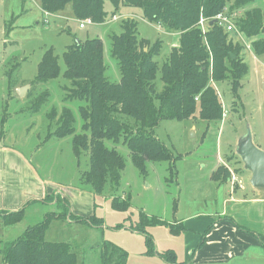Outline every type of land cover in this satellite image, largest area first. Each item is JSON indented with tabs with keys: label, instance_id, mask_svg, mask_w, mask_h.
Segmentation results:
<instances>
[{
	"label": "rangeland",
	"instance_id": "rangeland-1",
	"mask_svg": "<svg viewBox=\"0 0 264 264\" xmlns=\"http://www.w3.org/2000/svg\"><path fill=\"white\" fill-rule=\"evenodd\" d=\"M230 6L221 13L228 16L236 29L226 33L234 43L244 46L243 57L249 71L236 95L232 86L233 77L215 85L224 107L221 119L202 120L197 113L187 121H162L154 132H150L175 158L158 163L148 162L147 175L141 174L134 166L123 137L117 142L104 139L103 145L125 158L126 168L121 172L118 186L109 183L105 192L98 194L90 185L80 181L81 173L89 170L91 153L87 148L75 152L73 140L76 135H81L84 141L78 145H92L97 142L98 136L89 126L84 128L80 114V108L90 104L70 97L69 90L74 87L71 80L63 78L66 71L63 53L67 46L79 40L85 42L100 38L105 46L106 77L111 82H119L121 74L117 61L111 56V46L112 37L122 32L123 20L137 22L140 38L161 43L162 51L156 57L160 65L168 60L172 48L178 47L176 34L172 35L163 26L151 23L144 18L142 9L128 6L125 2H121L116 10L107 1L106 22L95 24L91 19H77L71 5L50 16L43 12L41 0H0V145L9 146L11 149L6 148V151L32 162L31 169L44 187V197L59 193L68 198L69 212L60 221H53L47 240L66 243L77 254L78 264H100V252L105 241L126 250L127 264H167L157 255L148 254L145 235L130 229L140 221L142 212L150 216L149 219L160 221L147 229L156 252L176 250L181 260L186 235L173 234L171 228H177V220L185 216L222 211L223 199L230 195V185L226 184L229 178L235 182L232 186L234 190L240 191V179L248 191L244 194L264 193V188L252 186V174L245 170L236 153L239 140L248 132H251L254 144L264 151V56L259 57L252 50V42L264 39V34L248 39L235 21L246 19L248 11L253 13L260 8L264 14V0H256L252 6L235 11L230 10ZM201 20L205 26L209 22L201 16L200 25ZM213 20L218 22L216 18ZM82 24L84 28H81ZM179 35H176L177 38ZM49 50L59 58L61 77L32 87L44 54ZM10 84L18 87L10 88ZM158 85L161 88L162 84ZM27 86L29 88L26 89ZM20 89L22 97L18 93ZM45 93L48 97L41 101ZM66 108L73 112L74 128L71 126V134L60 138L56 132L62 127L67 128L61 117ZM118 117L134 131L141 126L123 114ZM48 188H51L50 191ZM115 198H120V201L128 199L129 209L125 212L115 210L112 207ZM57 200L55 197L43 201L51 207L34 205L37 208L29 211L22 225L34 226L39 220L38 207L61 214L63 201ZM71 211L77 216L103 218V227L77 222V216L70 217ZM25 230L18 226H5L0 219V249L5 243L17 240ZM0 264H3L1 253Z\"/></svg>",
	"mask_w": 264,
	"mask_h": 264
},
{
	"label": "trees",
	"instance_id": "trees-1",
	"mask_svg": "<svg viewBox=\"0 0 264 264\" xmlns=\"http://www.w3.org/2000/svg\"><path fill=\"white\" fill-rule=\"evenodd\" d=\"M107 1H110L116 10L121 2L140 8L144 18L151 23L163 26L171 34L180 35L178 47H173L168 60L160 65L156 57L162 51L161 43H152L151 39L140 38L137 22L123 20L122 32L112 37L111 46V56L117 61L121 74L119 82H111L106 77L105 46L100 38L85 42L79 40L67 46L63 53L66 65L63 78L71 80L74 87L69 90L70 97L90 104L81 107L80 114L84 128L89 126L95 136H98L97 142L92 145H78L84 141L81 135H76L73 140L75 152L87 148L86 150L91 153L89 170L81 173L80 181L90 185L98 194H103L109 183L118 186L121 172L126 168L125 158L103 145L104 139L110 138L117 142L123 137L134 166L141 174L147 175L148 162L158 163L175 158L174 154L153 135L154 129L162 121H187L197 113L202 120L221 119L224 107L215 85L233 77L232 86L236 95L249 68L243 57L244 46L230 40L229 34L213 19L228 5H231L230 10L235 11L252 6L256 2V0H41V7L43 12L52 16L71 5L77 19H91L95 24H104L107 20L105 11ZM255 11L257 12L248 11L246 19L235 20L240 32L248 39L264 34L263 10L260 8ZM201 16L209 19L206 26L200 25ZM252 50L257 56L263 57L264 39L253 41ZM61 74L59 58L49 50L44 54L37 79L31 86L59 79ZM158 83L162 84L161 88ZM9 86L17 88L15 84ZM47 95L48 93L42 95L40 100H46ZM122 114L141 124L135 128L137 131L118 117ZM61 117L67 128L60 127L61 129L57 130L56 136L60 138L71 134L74 128V115L70 109H64ZM224 170L229 172L227 169ZM55 197L59 202L60 196L49 195L45 200H53ZM61 200L64 206L62 210L65 211L63 215L50 213L47 221L28 228L17 240L5 243L0 249L3 264H78L77 254L71 251L66 243L47 240L51 218L66 217L69 212L68 201ZM114 200L112 207L115 210L125 212L129 209L128 199ZM0 215L6 226L19 224L25 216L23 210L4 212ZM70 217L73 215L70 214ZM149 218L150 216L142 212L140 221L130 229L146 236L148 254L157 255L167 264H178L174 250L156 252L147 229L160 221L157 218ZM75 219L96 228L103 227V218L92 216ZM93 222L99 224L95 225ZM177 225L181 227H172L173 234L185 230L182 224ZM127 258L128 253L121 246L110 241L103 243L100 264H127Z\"/></svg>",
	"mask_w": 264,
	"mask_h": 264
},
{
	"label": "crops",
	"instance_id": "crops-1",
	"mask_svg": "<svg viewBox=\"0 0 264 264\" xmlns=\"http://www.w3.org/2000/svg\"><path fill=\"white\" fill-rule=\"evenodd\" d=\"M176 40L175 43H178L175 35ZM6 148L11 149L9 146L0 145V212L23 210L25 214L23 221L12 226L27 230L32 226L25 227L22 223L25 224L29 211L37 208L34 205L43 204L51 207L43 202L49 195L60 196L67 201L68 198L59 193H50L44 197V187L31 169L32 162L23 159L17 153L6 151ZM240 182L238 191L232 187L235 182L228 179L226 184L230 185V195L229 198L223 199L222 211L195 213L183 217L180 221L177 220L178 224L185 228L178 236L183 233L186 235L182 244L184 251L181 252V260L179 252L175 250L179 264H264V193L244 194L248 191L239 179ZM50 189L48 188V191ZM228 204L230 205L227 206ZM38 209L39 220L34 226L47 221L50 213H55L52 209L43 207ZM64 212L62 210L57 216ZM71 215L77 216L72 211ZM60 220L58 217L53 218L50 227L53 221Z\"/></svg>",
	"mask_w": 264,
	"mask_h": 264
},
{
	"label": "water",
	"instance_id": "water-1",
	"mask_svg": "<svg viewBox=\"0 0 264 264\" xmlns=\"http://www.w3.org/2000/svg\"><path fill=\"white\" fill-rule=\"evenodd\" d=\"M21 91L22 89L18 90V93L22 97ZM236 153L241 158L245 170L252 174V186L254 188H264V151L254 144L251 132H248L239 140Z\"/></svg>",
	"mask_w": 264,
	"mask_h": 264
},
{
	"label": "built area",
	"instance_id": "built-area-1",
	"mask_svg": "<svg viewBox=\"0 0 264 264\" xmlns=\"http://www.w3.org/2000/svg\"><path fill=\"white\" fill-rule=\"evenodd\" d=\"M216 20L218 21L219 26L224 28L225 31L231 32V31H234L236 29V26L231 23V21L228 19V16L224 15V13L223 14L220 13L216 17ZM201 24L202 25L204 24L203 20H201ZM81 28H84L83 24L81 25ZM234 180H236V179H234ZM240 184H241V182H240ZM241 188H243V187L241 186Z\"/></svg>",
	"mask_w": 264,
	"mask_h": 264
}]
</instances>
